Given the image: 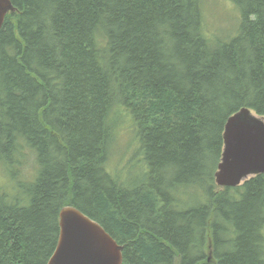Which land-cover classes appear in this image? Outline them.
Segmentation results:
<instances>
[{"label": "trees", "instance_id": "1", "mask_svg": "<svg viewBox=\"0 0 264 264\" xmlns=\"http://www.w3.org/2000/svg\"><path fill=\"white\" fill-rule=\"evenodd\" d=\"M10 1L0 264H47L66 205L122 246L121 264H264V173L214 180L227 117L264 116V0H231L223 35L202 0ZM125 114L138 145L113 172Z\"/></svg>", "mask_w": 264, "mask_h": 264}, {"label": "water", "instance_id": "2", "mask_svg": "<svg viewBox=\"0 0 264 264\" xmlns=\"http://www.w3.org/2000/svg\"><path fill=\"white\" fill-rule=\"evenodd\" d=\"M14 10L10 0H0V27L5 15ZM262 173L264 116L241 107L226 119L214 180L219 187H234ZM58 216L57 244L47 264L122 263V246L97 221L73 205L63 206Z\"/></svg>", "mask_w": 264, "mask_h": 264}, {"label": "rangeland", "instance_id": "3", "mask_svg": "<svg viewBox=\"0 0 264 264\" xmlns=\"http://www.w3.org/2000/svg\"><path fill=\"white\" fill-rule=\"evenodd\" d=\"M231 0H202V10L206 22V29L211 32L234 33L237 24V10ZM209 29V30H208ZM223 35V34H222ZM230 36V35H229ZM118 120L116 127L117 142L114 144L112 156L109 161L110 169L119 170L137 148L138 141L132 118L125 114ZM264 235V227H263ZM210 254V251H208Z\"/></svg>", "mask_w": 264, "mask_h": 264}]
</instances>
